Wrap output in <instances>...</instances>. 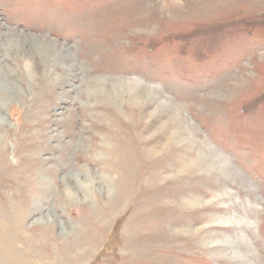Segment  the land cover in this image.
I'll return each mask as SVG.
<instances>
[{
    "label": "rangeland",
    "instance_id": "1",
    "mask_svg": "<svg viewBox=\"0 0 264 264\" xmlns=\"http://www.w3.org/2000/svg\"><path fill=\"white\" fill-rule=\"evenodd\" d=\"M0 264H264V0H0Z\"/></svg>",
    "mask_w": 264,
    "mask_h": 264
}]
</instances>
